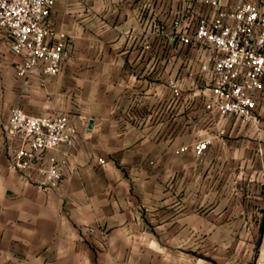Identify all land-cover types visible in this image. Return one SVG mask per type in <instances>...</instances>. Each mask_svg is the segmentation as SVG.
I'll return each instance as SVG.
<instances>
[{
	"label": "crops",
	"instance_id": "1",
	"mask_svg": "<svg viewBox=\"0 0 264 264\" xmlns=\"http://www.w3.org/2000/svg\"><path fill=\"white\" fill-rule=\"evenodd\" d=\"M198 1L55 0L70 57L45 87L19 78L0 28V264H140L133 249L143 245L154 264L264 261V91L255 123L225 121L205 109L184 65L167 62L173 19ZM179 74L177 99L167 83ZM17 106L69 114L79 127L55 188L11 167L19 141L5 125ZM152 159L160 169L144 172ZM102 241L109 249L95 252Z\"/></svg>",
	"mask_w": 264,
	"mask_h": 264
},
{
	"label": "built area",
	"instance_id": "2",
	"mask_svg": "<svg viewBox=\"0 0 264 264\" xmlns=\"http://www.w3.org/2000/svg\"><path fill=\"white\" fill-rule=\"evenodd\" d=\"M54 3L0 0V28L7 32L11 50L20 57L16 70L23 78L38 75L44 80L62 70L67 36L55 31L51 18ZM172 28L177 52L167 62L184 65L205 109L217 112L225 121L255 123V110L264 91V0H237L232 6L221 0H199L177 14ZM145 49L152 45L146 44ZM167 86L174 97H183L180 74ZM5 128L8 136L19 141L11 167L23 172L37 170L45 185L57 187L79 135L71 116L31 115L17 106ZM211 143V138L198 141L196 154L203 155ZM63 145L66 149L61 159L55 153L48 155Z\"/></svg>",
	"mask_w": 264,
	"mask_h": 264
},
{
	"label": "rangeland",
	"instance_id": "3",
	"mask_svg": "<svg viewBox=\"0 0 264 264\" xmlns=\"http://www.w3.org/2000/svg\"><path fill=\"white\" fill-rule=\"evenodd\" d=\"M70 57V51L67 49V55L66 57L64 58L63 60V63L62 64H65L66 60ZM20 61V58L18 59V61L15 63V66L16 64H18V62ZM62 70H63V65H62ZM61 70V72H62ZM60 72V73H61ZM59 73V74H60ZM58 75V74H57ZM55 75V76H57ZM19 76V75H18ZM55 76H52V77H55ZM19 78H21L24 82L25 85H30L31 82L34 80V79H39L40 81V85L42 87H45L46 83H47V80L48 78H51V77H47V78H44V80H42V78L38 75H34L32 76L31 78H23L21 76H19ZM26 81H29V82H26ZM180 99V98H178ZM23 109V108H22ZM41 114V113H39ZM31 115H37V114H31ZM157 165H155V162L154 160H149V162L147 163V167L143 168V171L144 172H147V173H151V172H154V171H158L160 168L158 167L157 169L156 168ZM161 172H169V167L167 166H162L161 167ZM92 230H94V228H90L89 231L92 232ZM194 249H196L197 246H192ZM93 249L95 252L97 253H100V252H104L106 250L109 249V246L108 244L105 242V241H102L100 244L98 245H94L93 246ZM198 250H199V247H198ZM133 251L135 252H140L143 254V259L142 261H140L139 263L140 264H154V260L152 257H149L150 254H153V246L152 245H143V246H138V249H133ZM258 262V261H257ZM256 262V263H257Z\"/></svg>",
	"mask_w": 264,
	"mask_h": 264
}]
</instances>
